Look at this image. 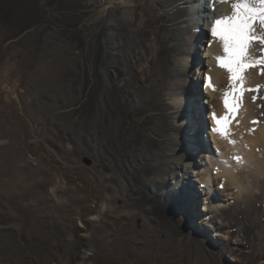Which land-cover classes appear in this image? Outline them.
Listing matches in <instances>:
<instances>
[{"label":"rangeland","instance_id":"1","mask_svg":"<svg viewBox=\"0 0 264 264\" xmlns=\"http://www.w3.org/2000/svg\"><path fill=\"white\" fill-rule=\"evenodd\" d=\"M191 9L0 0V264H264V171L204 199L195 164L182 167L198 162L197 137L211 145L207 110L180 121L172 98L196 84L207 99L193 66L210 35L187 51ZM252 24L244 101L264 123V24Z\"/></svg>","mask_w":264,"mask_h":264},{"label":"bare ground","instance_id":"2","mask_svg":"<svg viewBox=\"0 0 264 264\" xmlns=\"http://www.w3.org/2000/svg\"><path fill=\"white\" fill-rule=\"evenodd\" d=\"M122 1L124 3H129L130 0ZM211 1L214 2L211 3ZM211 1L208 0V3L205 4V0H190L192 8L190 16L193 28V34L191 33V36L193 40L191 39L186 48L187 51L192 49L196 41L201 43L200 45L202 46L204 41L207 42V40H205L206 35H210L208 45L202 48V50L205 51L203 54L205 60H202L201 57L195 65L193 64V68L197 70L195 78L203 82L205 88L203 92L207 99L198 104L199 99H197L193 93L196 84H194L192 96L188 97L187 100H184L183 97L172 95L173 103L176 107H183V102H185L184 106L186 108L183 109V116L181 115L179 117L180 121L186 119L188 110H192L194 118L198 110H207V115L204 118L206 119L205 124L209 127V133L207 132L209 140L207 141L210 142L211 145L207 148L208 146L205 145L202 140L200 142L197 137V145L199 146V151L196 152L197 155L199 154L198 162L196 163V161L185 159L183 160L184 164L182 166L191 165L194 167L195 164L198 169L195 170L196 180L199 186L203 187L204 199H208L209 196L212 197L214 195L213 193L216 190L215 185H221L220 181L223 182L222 184L228 185L227 183H229V185H234L236 189L240 191L242 187V169L245 167L258 174L264 171V123L252 122V113L249 103L248 101H244L246 89L254 86V77L248 71L250 67L247 66L239 72V79H231L232 73H230L227 68L221 67L217 60V57L226 58L228 56L224 51V43L222 40L218 39V37H213L210 32L214 20L225 17L230 18L234 15L233 4L241 2H247V4H249L252 3L253 0ZM248 6L251 7L252 5ZM250 52V48L246 45L242 56V60L245 61L246 64L252 61L248 57ZM184 63L187 65L189 61L185 60ZM203 66H207L208 68L204 70ZM206 76L209 78V83L212 85L211 87L206 86ZM224 78L227 81L230 79L226 88L221 87V81ZM203 92L202 90L200 91L201 95ZM225 94H227L230 104L234 107V112L229 111V109L225 107ZM187 101H189L188 104H186ZM207 104L209 105V109ZM189 107L191 109H189ZM213 114H215L216 119L221 120V125L216 124L213 119ZM220 127L223 129L222 131L213 130ZM258 146L263 149L260 155L255 153ZM177 182L182 188L187 184L186 178H180ZM193 182L196 181L193 180ZM180 192H182V190H180ZM191 192L194 195L189 201L194 204L200 198L196 191L193 190ZM216 204L220 205L214 198L212 199V203H208L207 201V204H204V220H211Z\"/></svg>","mask_w":264,"mask_h":264},{"label":"snow or ice","instance_id":"3","mask_svg":"<svg viewBox=\"0 0 264 264\" xmlns=\"http://www.w3.org/2000/svg\"><path fill=\"white\" fill-rule=\"evenodd\" d=\"M256 4L264 6V0H255ZM234 15L232 17H225L213 21L210 32L213 37H219L224 43V51L228 54L226 58L217 57L221 67L228 69L232 73L231 79H239V72L246 67L243 63L242 56L244 48L249 40L256 37L250 36L249 32L253 27V20L260 16V22L264 24V7L256 8L249 7L247 2L233 4ZM206 86L211 87L209 78L205 77ZM224 99V105L229 111H235L230 104L229 99ZM213 119L217 125H221V120L216 119L213 114ZM226 122V118H225ZM214 131H222V127L213 129ZM238 159V158H237Z\"/></svg>","mask_w":264,"mask_h":264},{"label":"water","instance_id":"4","mask_svg":"<svg viewBox=\"0 0 264 264\" xmlns=\"http://www.w3.org/2000/svg\"><path fill=\"white\" fill-rule=\"evenodd\" d=\"M203 1V0H202Z\"/></svg>","mask_w":264,"mask_h":264}]
</instances>
